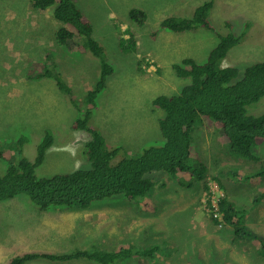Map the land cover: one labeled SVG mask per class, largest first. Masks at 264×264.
Instances as JSON below:
<instances>
[{
    "label": "rangeland",
    "instance_id": "374dc122",
    "mask_svg": "<svg viewBox=\"0 0 264 264\" xmlns=\"http://www.w3.org/2000/svg\"><path fill=\"white\" fill-rule=\"evenodd\" d=\"M31 1L0 0V140H22L21 156L32 162L47 132L52 146L45 151L34 175L49 178L88 168L85 143L90 138L86 132L71 130L77 112L52 80L39 79L40 71L42 67L52 70L53 56L57 68L53 72L70 87L81 106L85 92L99 77L100 66L90 53L77 52L81 51L77 48L81 44L79 37L61 46L56 39L61 23L53 18L51 8L35 10ZM207 1H211L209 29L157 31L163 19H189ZM73 2L88 19L92 38L102 48L112 70L106 88L96 100L89 125L100 133L107 149L119 147L128 156L137 155L147 144L162 141L157 130L162 112L151 102L158 96L174 95L187 84V79L175 76L172 64L186 58L203 63L219 41L216 35L228 34L242 38L226 53L223 67H236L241 76L246 66L264 62V0ZM131 9L146 13L142 27L129 21L127 12ZM127 32L135 39L133 52L119 47V39L129 38ZM246 110L250 116L262 115L264 97ZM219 138L220 132L213 126L193 133L192 159L208 169V195L200 183L193 182L190 188L176 183L187 180L185 177L172 179L149 173L155 189L136 202L114 197L84 210L50 208L46 213L24 196L0 201V264L28 252H109L121 244L132 250L158 245L152 259L131 257L120 264H264L259 253L264 246V196L256 201L264 194V178H246L261 166L263 170L264 165L231 156ZM255 153L264 161V142ZM4 170L5 164L0 162V175ZM212 175L220 180L236 208L244 209L243 225L257 240L236 238L232 228L222 224L216 202L223 192ZM208 200L213 208L207 206ZM214 218L218 220L216 225L210 221ZM25 264L96 263L40 259Z\"/></svg>",
    "mask_w": 264,
    "mask_h": 264
},
{
    "label": "trees",
    "instance_id": "16d2710c",
    "mask_svg": "<svg viewBox=\"0 0 264 264\" xmlns=\"http://www.w3.org/2000/svg\"><path fill=\"white\" fill-rule=\"evenodd\" d=\"M31 6L39 11L51 8L53 18L62 25L56 31V39L61 46H65L74 37H79L81 44L77 48L81 51L77 52L80 55L90 53L98 59L99 77L92 89L85 92L81 106L70 92V87L58 73L53 72L57 69L53 56L50 58L52 70L42 67V74L38 76L39 79L52 80L56 89L69 97L70 106L77 112L70 125L71 130L86 132L90 138L85 143L89 165L87 164L88 168L66 174L37 178L34 169L42 163L45 151L52 146L51 136L47 132L43 133L32 162L21 156L22 140H0V162L5 164V170L0 175V201L24 196L46 213L50 208L84 210L95 202L114 197L136 202L150 196L155 189V181L149 178V173L164 174L172 179L185 177L187 180L180 179L176 183L190 188L193 182H197L201 184L202 191L209 194L208 169L203 163L195 164L192 159L193 133L201 127L213 126L218 129L219 139L226 144L231 156L264 165V161L255 153L256 148L264 142V113L250 116L246 110L264 97V62L246 66L241 76L238 68L222 65L226 53L238 44L242 35H216L219 41L203 63L186 58L171 65L175 76L187 79V84L174 95H162L152 101V106L162 112V117L157 121L162 141L147 144L137 155L126 156L119 147L107 149L100 133L89 125L96 100L106 88V81L112 70L102 48L92 38V27L88 19L83 17L73 0H32ZM210 9L211 1H207L197 7L189 19L167 17L160 22L157 31L182 33L199 27L209 29L207 18ZM127 17L134 25L142 27L146 13L131 9L127 12ZM225 26L230 29L229 24ZM119 47L124 52H133L134 36L129 33L128 39H119ZM236 177L238 176L233 175V178ZM213 178L223 192L216 202L222 224L230 226L236 238L257 240L243 225L244 209L236 208V204L225 195V188L220 180L214 176ZM246 178L251 181L261 180L264 178V169L261 166ZM263 196L264 194H260L256 201H261ZM209 201L207 206L213 208ZM210 221L215 225L218 223L215 218ZM157 245L132 250L121 244L109 252L73 250L72 253L59 255L28 252L9 258L5 264H25L40 259L53 262L84 259L96 264H120L131 257L152 259ZM259 253L264 257L263 245Z\"/></svg>",
    "mask_w": 264,
    "mask_h": 264
},
{
    "label": "bare ground",
    "instance_id": "6f19581e",
    "mask_svg": "<svg viewBox=\"0 0 264 264\" xmlns=\"http://www.w3.org/2000/svg\"><path fill=\"white\" fill-rule=\"evenodd\" d=\"M92 11V10H91ZM88 13H89V11H88ZM90 14H92V13H90ZM90 20V19H89ZM91 23H92V21H91ZM86 24H88V23H86ZM100 35V34H99ZM100 43H101V41H99ZM257 45V44H256ZM252 48V47H251ZM250 49V48H249ZM251 50V49H250ZM260 53V52H259ZM257 55V54H256ZM226 195V194H225ZM224 195V196H225ZM228 196V195H227ZM226 197V196H225ZM236 199H239L238 197L236 198ZM141 238V237H140ZM140 241V240H139Z\"/></svg>",
    "mask_w": 264,
    "mask_h": 264
},
{
    "label": "clouds",
    "instance_id": "9594fccd",
    "mask_svg": "<svg viewBox=\"0 0 264 264\" xmlns=\"http://www.w3.org/2000/svg\"><path fill=\"white\" fill-rule=\"evenodd\" d=\"M178 79H179V78H178ZM158 97H159V96H158ZM153 100H154V99H153ZM153 100H152V101H153ZM151 105H152V102H151ZM50 149H51V147H50L48 150H50ZM48 150H47V151H48ZM65 174H66V173H65Z\"/></svg>",
    "mask_w": 264,
    "mask_h": 264
}]
</instances>
